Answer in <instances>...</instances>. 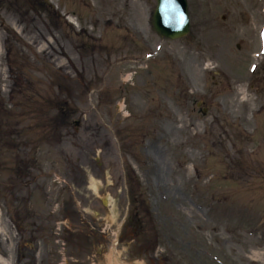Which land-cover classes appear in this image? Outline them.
<instances>
[{
    "label": "rangeland",
    "instance_id": "obj_1",
    "mask_svg": "<svg viewBox=\"0 0 264 264\" xmlns=\"http://www.w3.org/2000/svg\"><path fill=\"white\" fill-rule=\"evenodd\" d=\"M188 1L0 0L9 264H264V0Z\"/></svg>",
    "mask_w": 264,
    "mask_h": 264
},
{
    "label": "water",
    "instance_id": "obj_2",
    "mask_svg": "<svg viewBox=\"0 0 264 264\" xmlns=\"http://www.w3.org/2000/svg\"><path fill=\"white\" fill-rule=\"evenodd\" d=\"M155 29L166 38L176 39L189 32L187 0H158Z\"/></svg>",
    "mask_w": 264,
    "mask_h": 264
},
{
    "label": "flooded vegetation",
    "instance_id": "obj_3",
    "mask_svg": "<svg viewBox=\"0 0 264 264\" xmlns=\"http://www.w3.org/2000/svg\"><path fill=\"white\" fill-rule=\"evenodd\" d=\"M8 246H9V243H4V242H2V240L0 239V255L1 254H4V255H6L7 253V251H8Z\"/></svg>",
    "mask_w": 264,
    "mask_h": 264
},
{
    "label": "bare ground",
    "instance_id": "obj_4",
    "mask_svg": "<svg viewBox=\"0 0 264 264\" xmlns=\"http://www.w3.org/2000/svg\"><path fill=\"white\" fill-rule=\"evenodd\" d=\"M70 20H71V22L75 23V20L74 19L70 18ZM93 188L94 189H97V183H96V181H93Z\"/></svg>",
    "mask_w": 264,
    "mask_h": 264
}]
</instances>
